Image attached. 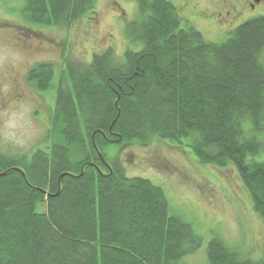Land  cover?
<instances>
[{"label": "trees", "instance_id": "trees-1", "mask_svg": "<svg viewBox=\"0 0 264 264\" xmlns=\"http://www.w3.org/2000/svg\"><path fill=\"white\" fill-rule=\"evenodd\" d=\"M17 1L32 25L68 26L95 13V0ZM136 7L124 32L137 48L67 63L45 139L27 154L0 153V172L18 167L27 178L0 177V264H189L203 237L160 186L108 162L109 144L166 140L201 163L232 166L264 222V15L213 42L170 0ZM54 76L49 63L28 73L42 93ZM63 173L73 176L61 178L57 195L35 189L57 193ZM203 264H264V254L244 258L213 235Z\"/></svg>", "mask_w": 264, "mask_h": 264}, {"label": "rangeland", "instance_id": "rangeland-1", "mask_svg": "<svg viewBox=\"0 0 264 264\" xmlns=\"http://www.w3.org/2000/svg\"><path fill=\"white\" fill-rule=\"evenodd\" d=\"M170 1L188 24L213 42L224 41L245 20L264 15V0L254 9L250 0H239L236 6L230 0ZM21 4L0 0V153L7 156L30 153L47 136L56 87L67 63L86 64L93 54L107 49L121 59L126 49L137 48L124 32L125 23L136 16V0H95V13L68 26L27 24ZM42 63L52 64L55 72L45 93L27 82V70ZM11 69L22 75L16 95L4 78ZM102 152L108 162H121L128 177L146 178L160 186L176 214L193 223L204 243L186 258L189 264L205 262V245L213 235L244 258L263 256L264 222L232 166L201 163L190 148L166 140L124 149L109 144Z\"/></svg>", "mask_w": 264, "mask_h": 264}, {"label": "flooded vegetation", "instance_id": "flooded-vegetation-1", "mask_svg": "<svg viewBox=\"0 0 264 264\" xmlns=\"http://www.w3.org/2000/svg\"><path fill=\"white\" fill-rule=\"evenodd\" d=\"M229 3L233 6H236L239 4V0H230ZM261 3H262L261 0H250L248 5L251 9H254L256 6L260 5ZM33 68L27 70V76H28V73L30 72V70H32ZM21 76H22L21 72H18L15 69L9 70L7 75L4 76V78L7 79L8 82H11V86H12V93L11 94L16 95L17 92L19 91ZM35 78H37V77H35ZM34 80H35L34 78L32 80H31V78H29L27 82L32 85V87L36 90V92H39V90L37 89V87L34 83L37 79L35 81Z\"/></svg>", "mask_w": 264, "mask_h": 264}, {"label": "water", "instance_id": "water-1", "mask_svg": "<svg viewBox=\"0 0 264 264\" xmlns=\"http://www.w3.org/2000/svg\"><path fill=\"white\" fill-rule=\"evenodd\" d=\"M96 150H97V152H98V155H99L101 161L104 162V160H103V158H102V156H101L100 151H99L98 149H96ZM104 163H105V162H104ZM90 165H92V164H90ZM105 165L108 167V164H105ZM10 171H18L19 173L22 174V176H23V178L25 179V181H27V178H26L25 173H24L20 168H18V167H12V168L8 169L7 171L0 172V177L7 175ZM66 175L73 176L72 174H69V173H63V174H61L60 177H59V179H58V186H59V189H58L57 193H55V194L47 193L44 189L39 188V187H35V189L38 190V191H40L41 193H43V194H45V195H48V196H55V195H57V194L59 193V190H60V180H61V178H62L63 176H66Z\"/></svg>", "mask_w": 264, "mask_h": 264}]
</instances>
